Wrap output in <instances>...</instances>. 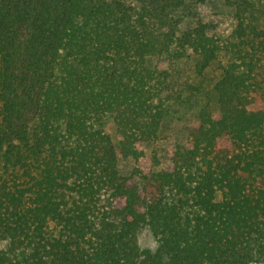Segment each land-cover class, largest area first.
Instances as JSON below:
<instances>
[{"label":"trees","instance_id":"obj_1","mask_svg":"<svg viewBox=\"0 0 264 264\" xmlns=\"http://www.w3.org/2000/svg\"><path fill=\"white\" fill-rule=\"evenodd\" d=\"M191 1L0 0V264L264 263V0Z\"/></svg>","mask_w":264,"mask_h":264},{"label":"rangeland","instance_id":"obj_2","mask_svg":"<svg viewBox=\"0 0 264 264\" xmlns=\"http://www.w3.org/2000/svg\"><path fill=\"white\" fill-rule=\"evenodd\" d=\"M187 11L190 13V18L194 20L199 21H207L210 23L216 24V32L218 35H228L231 32L232 25H233V17L232 13L230 12V8L225 6L220 0H193L189 2ZM183 66L178 68V79L179 81H188L197 78L196 73H194L193 64L191 61L182 62ZM260 70L264 77V60L262 62V65L260 66ZM210 87L206 86L203 91L208 92ZM209 92H212L209 90ZM177 92H174L172 94L173 97H176ZM168 101V100H167ZM168 103H173L172 100H169ZM211 106L214 112L215 116H218L219 109L216 101V95L212 92L211 95ZM181 113H176L174 116L178 117ZM103 128L104 130L109 133L113 140L118 143L120 139V135L117 132L116 126L112 118L107 117L104 119L103 122ZM167 126L164 127V130ZM175 129H169L171 132H175ZM168 131V132H169ZM164 133V132H163ZM165 134V133H164ZM171 141H174L177 138V134H171ZM182 140V138H181ZM141 148H144L145 150V157L141 159V163L143 165H149V156L151 155L152 149L150 146H142ZM119 168L122 173H126L127 169L129 168V165L127 161L120 156L119 157ZM138 241L141 246V248L146 249H155L157 247V242L155 237L152 234L151 229L148 226H144L140 229L139 235H138Z\"/></svg>","mask_w":264,"mask_h":264},{"label":"built area","instance_id":"obj_3","mask_svg":"<svg viewBox=\"0 0 264 264\" xmlns=\"http://www.w3.org/2000/svg\"><path fill=\"white\" fill-rule=\"evenodd\" d=\"M260 264H264V263H260Z\"/></svg>","mask_w":264,"mask_h":264}]
</instances>
